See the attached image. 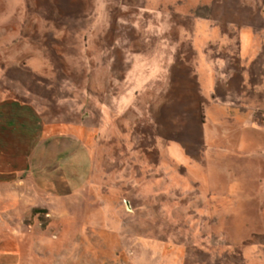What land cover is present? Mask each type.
<instances>
[{
    "label": "rangeland",
    "instance_id": "1",
    "mask_svg": "<svg viewBox=\"0 0 264 264\" xmlns=\"http://www.w3.org/2000/svg\"><path fill=\"white\" fill-rule=\"evenodd\" d=\"M157 1L0 0L1 63L14 62L13 67L29 72L20 63L35 57L42 61L33 67L38 68L45 85V79L55 71L72 74L84 67L76 47L90 26L75 21L78 16L74 14L80 10L81 16L91 12L87 16L98 25L95 35L100 29L104 35L109 21L121 18L116 33L123 59V65L116 67L108 62L110 54L106 52L101 61L104 69L92 78L94 87L90 88L105 89L101 97L103 120L108 126L91 132L86 128L52 142L46 141V136L62 131L46 128L53 120L27 117L29 126L38 131L42 124L46 126L39 139L48 144V152L37 148L26 171L13 181L4 178L0 182V255L18 254L20 264H264V131L246 130L264 111V91L254 88L264 82V75L258 82L259 72L243 69L237 75L230 73L227 68L234 62L233 56L206 55L225 43L217 34L242 32L249 41L262 44L264 0H159L161 10L153 14ZM133 12L138 15L128 20L125 15ZM139 13L152 15L151 22L141 23ZM17 31L23 39L10 46ZM72 37L78 39L69 42ZM103 39L110 44L107 37ZM64 51L69 55L65 62L60 60ZM189 59H194L197 73L198 66L207 72L193 78L200 92L215 90V97L223 104L241 105L250 111L251 118L247 121L248 112L239 109L234 113L227 108L212 109L214 115L230 114L234 119L221 121L224 137L211 145L213 150L202 147L194 159L195 167L192 160L182 159V177L159 176L143 164L146 153L137 151L149 145H144L147 138L140 137L139 130L133 131L126 121L139 116L142 127L146 123L156 134L151 146L158 151L168 138L162 132L169 128L171 116L174 125L183 115L215 117L207 107L200 108L198 99L185 95L190 91L186 87L189 78L182 76L188 71L185 63H190ZM261 59L264 62V57ZM213 67L221 69L217 79L229 81L224 96L218 95L222 93L215 85L219 81L208 71ZM124 69L131 72L126 74ZM262 69L259 67L261 73ZM118 70L124 72L122 82L116 77ZM17 74L13 76L19 77ZM123 75L120 73V78ZM37 79L39 82L41 77ZM44 84L36 85L39 92L50 90ZM7 85L11 88L6 79H0V90ZM157 99L159 102H154ZM152 103L162 106L161 111L150 113ZM191 109L193 114L188 111ZM162 115L168 119L160 121ZM19 116L16 120L25 123L26 118ZM208 132L213 134V126ZM205 133L199 130L196 137L202 142ZM10 134L4 131L0 135V149L18 153L11 150L19 147L17 143L12 147L14 136ZM189 139L196 142L195 137ZM149 157L155 165L162 160L155 152ZM1 163L4 159L0 158ZM158 168L160 173L167 171L164 164ZM150 173L157 178L137 184ZM3 175L0 177H7ZM175 206L184 213L170 209ZM197 207L203 208L195 211ZM32 209L45 212L33 217ZM8 260L0 256V264Z\"/></svg>",
    "mask_w": 264,
    "mask_h": 264
},
{
    "label": "trees",
    "instance_id": "2",
    "mask_svg": "<svg viewBox=\"0 0 264 264\" xmlns=\"http://www.w3.org/2000/svg\"><path fill=\"white\" fill-rule=\"evenodd\" d=\"M159 4L160 3L158 0L156 9H153L154 11L153 14H156L157 12H159V10H161L159 8L160 7ZM82 11L83 10H80L79 12H76L77 14H74V16L75 15L78 16L77 18H75V21L82 22V23H88L90 28L87 29L88 31L87 34H82L81 39L72 37L68 40L69 42L70 40L71 41H75L77 39L79 40L80 45H78L76 49L79 48L80 50V55L83 59L84 67H82V69L80 68L79 70L76 69L78 74H76L77 72L71 74V73H67L64 71H62L61 74H58V72L55 71L54 73L55 75H49V77L45 79V82L47 83L45 85L43 81L44 78L37 71L38 68L33 67V66H37V64H42V61L36 59L35 57H31V56L27 57V59L25 58L26 62L22 64L20 63V65L31 70L29 72H26L24 68L22 69V67L19 70L18 68L13 67L15 65L14 62L6 61L4 63H1L2 58L0 57V79L2 81L6 79L7 83L11 87L9 88L7 85L5 87V90H3L4 88L0 90V98H1L0 104L10 101L14 103L16 106L20 107L21 115L26 116L25 113L28 114L31 111L33 115H36V116L39 115L41 120L44 119V116H47V118L49 119L51 118V120H53V123L51 122L49 127H46L45 125L42 124V130L38 131L34 129V127H30L28 124L27 117H30L32 115L22 117L19 115H5L4 113H0L1 114L0 115V135L4 133V131L6 135L11 133L10 136L13 135L14 136L13 140L15 141V142L14 141L12 142L11 144L12 147L15 146L14 145L15 143H17V146L19 147V148H11V150L12 151L15 150L18 153L22 152L21 156H18V153L3 154L0 152V155H1L0 158L4 159V163L0 164V176L3 175L4 173L3 176L8 177V178L0 177V182L3 181L4 178H6L7 182L13 181V179L17 176V174H20L21 172L26 171L28 168V165L30 164V161H29L30 156H33L37 148L45 149L44 150L45 152L47 151L48 144H44L45 142H41L42 139H39L41 138V136L44 135V131H43L44 127H46L47 129L52 128L57 131L62 130L61 134L59 135L54 133L55 135L52 134V135L46 136L47 137L46 141L52 140V142H55L56 140L60 138L66 139L73 132H77V131L84 132L86 131V128L88 129L89 132H91L92 129H95L98 126H101V125L108 126L107 124H104V121L106 119L103 115L104 113L103 99H102L103 97H101V94L104 92L105 89L93 90L90 87L91 86L94 87V80L92 79L94 73L99 70L104 69V66L101 65V61L104 60V55L106 52H107L106 54H110L109 55L110 57L108 59L109 63H111L112 65L116 67H118L119 65L121 66L123 65L121 64V62H123V59L118 49L119 44H120L119 34L116 33L117 24L118 25L120 24L121 18L118 17V19H116L117 20L116 22H114L113 20H110L109 23L107 24L110 26L108 27V30L104 35H103L104 32L103 31L101 32V29L99 30L100 32H98V34L95 35L93 34V32L98 25L96 24V22H94L95 20L92 19L91 15L87 16L88 13L91 14V12L88 10V12L85 13V16H81L80 14L78 15V13H81ZM185 14L187 15L189 14V12H186ZM126 15L125 17L128 18V20H133L138 15V13L133 12V13H128ZM139 17H141V21H142L141 23L147 24L148 22H151L152 15L149 14L148 16L147 15L143 16L139 13ZM81 18L82 20H85V21H80ZM114 24L116 25V28L113 27ZM141 26L143 29L142 24ZM13 33L15 35V38H13L12 40L15 39V42L13 44L11 43L10 46H14V45H17L18 43H21L23 39L20 37L21 33H18V31L13 32ZM234 34L239 35L238 32H234ZM223 35H221L222 37L221 40L227 42L228 39H224ZM104 36L107 37V40L108 39L111 40L110 44H108V42L104 43L105 41L103 39ZM97 39L99 40V42L96 41ZM7 45L8 44H5L3 46L6 48ZM262 45H264V42H262ZM111 46H114V47H111ZM211 47H213L212 44H211ZM210 50L212 52H209L206 55L216 54L214 49H210ZM261 53L262 51L257 55H252L248 57L250 58L249 59L250 65H248L247 70H246V71H250L253 74L254 73L257 74L259 72L258 82L262 80L263 75H264V62L261 59L262 57H264V54L263 53L261 54ZM66 55L69 56L66 53V51H64L61 54L62 58L60 60H63L65 62ZM188 55H195V54L189 53ZM225 55L233 56V60H234V62L231 63V66L227 69H230L236 66L234 68V70L236 69V71H233L230 69L229 70L230 73H233V74L235 73L237 75L240 71L244 69L243 56H236L232 54H225ZM19 57H21V54L16 55V58H19ZM191 57H195V56H191ZM258 57L260 58L257 61ZM239 59L241 60L240 64H238ZM189 61L190 63H188V61H186L185 63V65H187L186 68L188 69V71H184L183 76H182L183 78H189V82L188 84L186 83V87L188 86L187 89H189L190 91L186 93L185 95L187 97H193V98L198 99L200 108H202L205 104L208 105L213 101V99H211L212 90H210L209 88L205 92H200L202 90H199V88L195 87V82L193 78L198 77V75H200L201 72L202 73H207V72L205 70H202L201 66H198V71L200 72L197 73V69L195 70V66L193 65L194 59H189ZM259 67L260 69L263 68L262 73L261 71H259ZM62 70L64 69L62 68ZM220 70L221 69H217V67L210 68V70L208 69V71H211L212 73H214L212 78H214V76L218 72H220ZM120 71L119 70L117 71L118 73L116 76L118 77V82H122V77L125 76L123 75L124 72H120ZM129 71L131 72V69L127 71L125 70V73L126 72L129 73ZM18 72L24 74L26 78H28L31 82L34 81L36 84L32 83L31 84L32 86L27 84L28 82L26 81V78L25 79L21 78L23 75L20 74L19 76L17 74ZM120 73L123 75L121 76V78L119 76ZM16 74L19 77L13 76ZM191 75H194V76H191ZM39 76L41 77V80L39 82L40 83L43 82L42 84H44L43 85V87L45 86L44 88L50 87V90L43 92V89H42V91L39 92L40 90H38L37 87L42 85V84L40 85L39 82L37 81L38 80L37 78ZM216 76H215V80H217ZM13 84H16L17 87L15 88ZM261 84L262 83H260V85ZM106 86L107 85H105L104 87L106 88ZM13 87H14V91L12 90ZM255 89H257V87ZM259 91L262 92L264 90L262 89ZM72 94H74L75 96H73ZM28 95H32L31 97H29L31 99H27ZM199 96L200 98H198ZM156 101L159 102V99L155 100L154 102ZM155 104H158V103H154V104L152 103L150 113L156 114L158 111H161L162 106L155 107ZM192 105H193L192 108L195 109L197 106V103L194 102ZM17 110H18L17 108H14V112H17ZM107 110L108 109H106V112H108ZM188 111L192 114L194 113L192 109ZM137 115H140V114L137 112ZM18 116L22 118H26V122L21 123L20 120H16ZM112 116H113L112 118L117 119L115 115H112ZM156 116H159V115H156ZM162 116L163 117H158L160 121H165L166 119H168L166 115H162ZM140 120L141 119L138 116L136 117L135 121L127 120L126 122H128L129 127H131L133 131H136V129L139 130L137 133L138 135H140V137L143 136L147 138V140L144 142V145L147 144L148 142H149V145L144 146L146 148L143 147V149L137 148V151H140L141 149L143 150V152L146 153V157H144L145 160L143 161V164L148 165L151 172H154L155 174L159 173V176L168 175V176L182 177L184 172L182 168L179 166L182 159L187 158V159L192 160V166L195 167L194 159L199 155V152H202V147L206 150H213V147L211 145L214 143H215L214 145H217L220 139V136L224 137V135L226 134V133H220L222 129L221 127H223L220 125L222 122L219 119H216L215 117L210 118L205 115H183L180 121L176 125H174L173 116H171L170 119H168L170 121L169 128L165 129L164 132H162V134L164 136H168V138L166 139L165 144L162 147H159L157 151L156 148H153V146H151V144L154 143L153 139L156 136V134L151 131L152 129L149 126H147L146 123L142 127V125L140 124ZM166 122L163 123L162 128L163 126H165ZM90 123H92L93 125H91ZM18 126L20 127V129L19 131L16 132L15 129ZM212 126H213V134H210L208 132V129L209 127H212ZM247 126H249L252 130L264 131V111L262 112L260 119L252 120L251 122H249ZM199 130H204V132H206L204 137L202 138V142L199 140V137L198 138L196 137L198 136L197 133H199ZM190 137L192 138L195 137L196 142H194L193 140H190L189 139ZM150 138H152V141H150ZM35 140L37 141L35 144H33L34 143L33 141ZM205 142L208 144V146ZM152 152H155L156 154H158L160 158L162 159V160H159V163L157 165H155V163H153L150 160L149 155L151 156ZM15 159L18 161V165L13 163ZM163 164L167 168V171H165L164 173H160L158 172L159 170L158 166L163 165ZM199 165L201 166L200 163ZM156 169H157V172H156ZM4 170H7V172ZM16 172H19V173L16 174ZM155 174L150 173V177H144L143 181L141 182L138 181L139 183L137 182V184L140 185L142 183H146L148 180L151 181V179H154L155 177L157 178ZM178 205L180 206L181 204L179 203ZM182 207L183 206L181 205V208ZM133 208L136 209V206L134 205ZM181 208L176 207V206L170 207V209L176 210V213L183 212ZM201 208L203 207H200V208L197 207L195 208V211ZM167 211L168 209L165 210V212ZM44 212L45 211L41 209H32L31 214L33 217H35L36 215H40L41 213L43 214ZM186 214L190 215L191 213H186ZM218 215H221V214L219 213ZM167 217L168 216H166L165 218L167 219ZM66 228L67 227L64 226L63 229L66 230ZM63 232L64 231L61 232L62 234H60V237L64 234ZM7 234H10V233L8 232ZM0 256L2 258L5 257L7 259H10L8 260L9 262L7 264H20L18 254H12V255L3 254Z\"/></svg>",
    "mask_w": 264,
    "mask_h": 264
},
{
    "label": "crops",
    "instance_id": "3",
    "mask_svg": "<svg viewBox=\"0 0 264 264\" xmlns=\"http://www.w3.org/2000/svg\"><path fill=\"white\" fill-rule=\"evenodd\" d=\"M238 34L239 35H237V34H233V35L224 34L223 35L222 34L224 36V39H228L227 42L216 46V48L214 47V44H212V45L214 47L213 49L215 50L216 54H219L220 52H222V53L232 54V55H236V56H243V62H244V66L243 67H244V70H245V69H247L248 65H250L249 60H245V58L249 57V56H252V55L259 54L261 51L264 50V45L260 44L259 41H258L259 44L257 42L253 43V41H249L247 39V36L244 33L242 34V32L238 33ZM217 35L219 36V39H220L221 34H217ZM210 36H211V34L209 35V37ZM263 54H264V51H263ZM235 67L230 68V69L233 70V71H236V69L234 70ZM230 69H228V70H230ZM215 76H214V79H215ZM217 80L219 82H217L215 85H218L219 88L222 90V93L218 92V90H217L218 95H223L224 96L225 93H228V91H226V89H227V85L229 84V81H227L226 79H225V81L221 80V79L219 80V78ZM256 87H257L256 91H259V90H262V89L264 90V82L261 85H258ZM215 95H216V91L213 90L212 91V96H211V99H213V101L210 104H208V105L205 104L206 106L204 105L205 107L208 108V111H210V110L212 111L211 112L212 115H214L213 110H215V109L217 110L218 108H227L232 113L236 112V110L239 109V110L248 112L247 121H250L249 119L251 118V116L249 115L250 111L248 109L242 108L241 105H237V104H235V105L234 104L233 105L223 104V102H221V100H218L215 97ZM198 98H200V96ZM14 108L18 109L17 112H14ZM0 113H4L5 115H21L20 114V107L16 106L14 103H12L10 101L0 104ZM25 114L26 115H33L31 111H30V113H28V114L25 113ZM229 115L230 114L223 115L221 113L220 115H214V116H215L216 119H219L220 121H223V122L224 121H229V122L234 121V119L231 118ZM243 122H245V121H243ZM245 126L242 127V128H245ZM246 130L248 131V130H252V129L249 126H247ZM0 152L3 153V154H8V153L3 152L2 149H0ZM21 155H22V152H20L18 154V156H21ZM15 164L18 165V161L16 159H15ZM17 173H19V172H16V174Z\"/></svg>",
    "mask_w": 264,
    "mask_h": 264
}]
</instances>
